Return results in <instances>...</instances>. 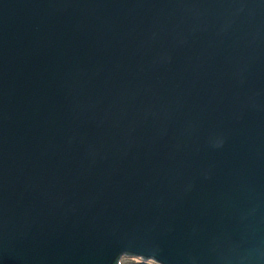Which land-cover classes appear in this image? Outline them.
<instances>
[{"label":"water","instance_id":"water-1","mask_svg":"<svg viewBox=\"0 0 264 264\" xmlns=\"http://www.w3.org/2000/svg\"><path fill=\"white\" fill-rule=\"evenodd\" d=\"M264 264V0H0V264Z\"/></svg>","mask_w":264,"mask_h":264},{"label":"rangeland","instance_id":"rangeland-1","mask_svg":"<svg viewBox=\"0 0 264 264\" xmlns=\"http://www.w3.org/2000/svg\"><path fill=\"white\" fill-rule=\"evenodd\" d=\"M118 264H158L151 259H143L138 256H133L129 254H123L119 260Z\"/></svg>","mask_w":264,"mask_h":264},{"label":"trees","instance_id":"trees-1","mask_svg":"<svg viewBox=\"0 0 264 264\" xmlns=\"http://www.w3.org/2000/svg\"><path fill=\"white\" fill-rule=\"evenodd\" d=\"M117 264H118V261H117Z\"/></svg>","mask_w":264,"mask_h":264}]
</instances>
